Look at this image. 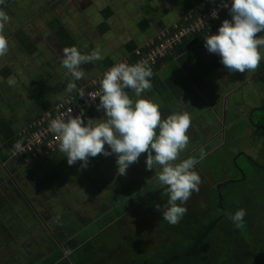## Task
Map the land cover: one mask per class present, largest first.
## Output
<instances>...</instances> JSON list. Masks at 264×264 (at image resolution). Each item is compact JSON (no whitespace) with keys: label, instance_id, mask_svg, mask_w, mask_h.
<instances>
[{"label":"crops","instance_id":"crops-1","mask_svg":"<svg viewBox=\"0 0 264 264\" xmlns=\"http://www.w3.org/2000/svg\"><path fill=\"white\" fill-rule=\"evenodd\" d=\"M123 1L4 0L0 5L11 18L4 32L9 50L0 57V124H4L0 129V264H42L44 259L30 261L31 254L47 252L50 247L52 252L68 255L79 251L87 263H100L94 259L100 252L102 264L106 256L113 259L115 255L120 257L116 264H155L148 250L156 253L160 229L156 216L149 215L154 211L143 213L140 208L162 190L157 181L160 169L146 170V154H141L126 175H117L114 154L89 158L86 169H81L80 162L69 166L59 150L26 165L7 157L8 143L17 142L27 127L88 89L108 69L196 7L193 4L186 10L190 0H125V18L135 20L127 25L114 21V8ZM169 14L173 21L168 23L165 17ZM70 46L82 54L99 49L104 58L82 64L85 78L75 81L76 90L67 93L71 77L62 59L63 49ZM259 51L262 59L255 72L229 73L219 56L206 50L204 41L197 42L153 71L151 91L141 94L140 98L159 105L162 119L189 113V144L176 163L199 158L203 148L207 156L194 170L201 183L210 182L213 189L226 182H241L240 169H264V125L253 120L256 113H264V48ZM124 91L134 102L138 99L133 90ZM104 118L103 110H95L89 119L99 123ZM204 169H229L232 177L224 182L217 179L218 173ZM126 221L133 230L122 227ZM144 228H152V236ZM114 238H120L123 247ZM144 242L151 246L145 256L140 253ZM130 253L142 259L132 261ZM59 263L52 254L49 264Z\"/></svg>","mask_w":264,"mask_h":264},{"label":"clouds","instance_id":"clouds-1","mask_svg":"<svg viewBox=\"0 0 264 264\" xmlns=\"http://www.w3.org/2000/svg\"><path fill=\"white\" fill-rule=\"evenodd\" d=\"M4 5V0H0ZM223 7L228 8L231 20H223L217 34L206 35L204 47L209 53L216 54L220 63L229 73L255 72L261 63L259 48H264V0H223ZM213 18L217 13H212ZM8 13L0 8V57L7 54L9 41L4 35L10 22ZM104 57L99 49L90 54H82L76 46L63 49L62 66L71 77L65 92L76 90L75 81L85 78L81 65L100 61ZM152 69L143 64L118 63L108 69L100 83L103 94L98 95L97 110H103V122L89 119L85 122L79 116H67L66 119H53L49 130L58 138L57 149L67 158L69 166L80 162L81 169H86L89 158L103 155H115L117 175H126L127 169L139 162L141 154H146V170L159 168L157 175L161 194L167 197L166 205L159 204L162 219L171 226H176L187 214L183 206L193 192H199L201 178L194 170L207 153L202 148L199 158L189 157L176 163L180 153L189 144L186 134L191 118L187 112L170 114L161 118L159 105L150 99L140 98L141 94L151 91ZM131 89L138 97L135 102L124 91ZM107 145V148L105 147ZM244 209L229 213V219L237 229L245 226Z\"/></svg>","mask_w":264,"mask_h":264},{"label":"rangeland","instance_id":"rangeland-1","mask_svg":"<svg viewBox=\"0 0 264 264\" xmlns=\"http://www.w3.org/2000/svg\"><path fill=\"white\" fill-rule=\"evenodd\" d=\"M124 1L122 4H119L116 8H114V13L116 16V19L114 21L125 22L127 25L132 24L135 20L128 22V20L125 18V14L128 11V7ZM163 2L164 3L162 4V9L165 10V5L167 6V3H169V0H167V3L166 1H163ZM145 4H147V2ZM131 8L135 10L133 13L137 12V10L133 8L132 6ZM169 8H171V6H169ZM149 9L150 7L145 8V13H147ZM133 13H130V14H133ZM151 13L152 12H150L149 15H151ZM145 19H149V16L145 15ZM165 19L167 20L168 23L173 21V14H169V16H166ZM179 22L180 21L178 20V22H176L175 25L179 24ZM115 27H117V25H115ZM117 31H120V29L117 28L116 32ZM42 98H46V97H42ZM24 105L25 103L22 102V107H24ZM253 120L255 124L264 125V113H261V112L256 113L253 117ZM204 170H208V172H213L214 174L218 173L217 179L223 180L224 182L226 179H229L230 177H232L231 174L229 173V169H204ZM243 170H244L243 176L245 177L246 181L243 182L244 185H242V187L247 189V191L250 194V197L245 201H244V198H241L240 199V201L242 202L241 205H239L240 201L237 200L236 197H233L232 199H227L228 205L226 206L228 207L230 205L235 206L233 210L231 208V214H234L239 209H244L247 213L244 219L247 220V225L249 226V228H252V226H255V221L252 223V210L256 211L258 220H259L256 223V225L259 226V224L262 223L261 225L263 226L261 229L258 227L256 235H259L260 236L259 238H261V236H264V206L257 208V203L255 204V200L259 198L258 200L259 202L260 201L264 202V194H263L264 193V183H261L263 181L261 179H264V177L257 178L256 175L250 172V169H243ZM256 185L258 186L260 185L261 187H258V190H255L257 197L256 196L252 197V189H254ZM240 190H241V187L237 188L238 193L240 192ZM218 192L219 191L217 189H213L212 183L210 182L200 183L199 192L198 193L193 192V194L191 195V198L186 202L185 205H183L188 209V211H187V214L182 218L180 223L176 226H171L167 224L162 219V214H161L162 210L158 211L156 209L157 204L163 207L164 205H166V202H167V197L163 196L161 193L157 196L156 199L152 200L148 204L141 207L140 209L143 211V213L145 211H150V210L154 211L155 214L149 213V215L151 214V215L156 216V221L160 229L161 236L159 238L160 242L157 244V250L155 251L156 252L155 254L151 253L152 250H148V248H151V246H149L150 244H147L146 242L142 243L143 253L142 252L140 253L145 256L146 251L148 250V253H149L148 257L154 258V257H158V255L162 251L170 252L171 250L174 249V248L171 249L172 246L178 245V243H181V244L183 243V240H180V239H183V237L187 234L186 233L187 231L190 232L191 228L197 229L204 221L213 219L218 222V225L220 224L219 231L215 232L214 238L211 239L210 243L208 242L210 249L213 250V253L215 254V257L218 259V255L224 254L226 251V252H231L234 254L232 255V257L229 258V261L227 264H252L253 255H254L253 253L255 249L252 248V251H251L250 248H246V249H243L241 252L237 253L240 250V248L246 245L247 239L244 238L238 232V229L235 227V225L231 222L230 219L227 223V226H228L227 229L229 228L230 230H226V227L224 228L225 226L224 220L226 217L229 218V215H228V210L226 209V206H225V209H224L225 215L221 217L222 211H221V207H218V201H217ZM207 201L209 204L213 203L214 206L210 207L209 205H206ZM193 216H194V219H198L197 222L201 220L202 223H197V222L193 223V221L186 222V220L192 219ZM124 225L125 226H122V227H126L127 229H130V230H133L134 228L133 226H131L129 221H126ZM144 229L148 230L146 232H149V234H150V231L152 230V228L150 230L147 228H144ZM221 229L227 233L226 234L224 233L223 235L221 232ZM128 233L130 234L129 231ZM119 239L114 238V242L119 241L120 243L117 245L123 247V243L121 242V239L120 240ZM184 243L190 244L191 242L184 241ZM136 255H139V254L136 253ZM136 255L134 253H130V259L132 261H140L142 259V255L138 256L137 258H136ZM119 259H120L119 255L118 256L115 255L113 259H111L110 256L105 257L106 264H116L115 262H117Z\"/></svg>","mask_w":264,"mask_h":264},{"label":"built area","instance_id":"built-area-1","mask_svg":"<svg viewBox=\"0 0 264 264\" xmlns=\"http://www.w3.org/2000/svg\"><path fill=\"white\" fill-rule=\"evenodd\" d=\"M222 2L223 0L203 2L200 8L204 10L198 11L197 14H186L179 24L158 33L144 46L135 49L123 63H143L152 69L174 58L178 51L193 39L198 38V42H203L206 35H211V26L219 21L224 13L229 14L228 8L223 7ZM226 2L230 4V0ZM207 3L210 6L208 8ZM213 12L217 13L216 18H213ZM103 76L104 73L93 81L88 89L78 91L75 96L62 101L53 112L44 115L22 131L17 142L7 149L8 161L26 165L33 160L54 155L58 150L59 141L49 130L50 121L57 118L66 119L69 115L79 116L86 121L90 113L97 110L98 95L103 94L100 87Z\"/></svg>","mask_w":264,"mask_h":264},{"label":"trees","instance_id":"trees-1","mask_svg":"<svg viewBox=\"0 0 264 264\" xmlns=\"http://www.w3.org/2000/svg\"><path fill=\"white\" fill-rule=\"evenodd\" d=\"M191 2L188 3L186 10L188 11L191 9L193 4H195V8L192 10L193 14H197L198 11L204 10V8H200L201 4L203 2H206L207 0H190ZM207 8L210 7L209 4L207 3ZM222 18L214 23L211 26V35L214 33V29L216 26L221 25L223 20L231 18L230 14L224 13ZM197 37V36H196ZM198 42V38L193 39L192 41L188 42L183 46L182 49L178 51V55L182 54L188 47H190L192 44H195ZM166 62V61H165ZM164 62V63H165ZM163 63L158 65L157 67L152 68V72L158 69ZM92 113H90L89 118L92 117ZM4 126V124H0V129L1 127ZM8 139V138H6ZM16 142V140L11 141L8 143L7 148H9L11 145H13ZM240 172L242 174V180L241 182H226L225 184L222 185L221 189L218 190L219 192L217 193V201H218V207H224L228 205L227 199H232L233 197H236L237 200L240 201L241 198H244V201L247 200L250 197L249 192L247 189L243 188L242 185L244 181H246L245 177L243 176L244 170L240 169ZM250 172L254 175H256L257 178L264 177V169H250ZM258 180V179H257ZM261 183H264V179ZM241 190L238 193L237 188H240ZM258 187H261L260 185H256L254 189H252V197L256 196L255 190H258ZM261 192V191H260ZM264 194V193H263ZM257 197V196H256ZM255 200V204L257 203V208L263 207L264 202L263 201H258ZM263 200V198H262ZM243 201V202H244ZM241 201L240 204L241 205ZM251 203V202H250ZM238 205V206H239ZM237 206V207H238ZM231 208L232 210L235 208V206L230 205L229 207L226 206V209L228 210V214L231 213ZM229 221V218L226 217L224 222L226 230H230L229 228L227 229V223ZM245 221V226L241 229H238V232L246 238V245L237 252H241L243 249L250 248L252 251V248H254V255H253V261L252 264H264V236H261L259 238V235H256L258 227L261 229L263 226L259 224V226L256 225V223L259 221L257 212L252 210V223L255 221V226H252V228H249L247 225V220L244 219ZM206 222V224H205ZM220 225V224H219ZM218 225V222L216 220H206L202 223V226L195 231L189 232V234H186L183 237V243H178V245L172 246L170 252L167 251H162L158 257H154L155 264H227L229 261V258L234 255L231 252H226L224 254L218 255V259L215 257V254L213 253V250L210 249V247H203L204 242H209L211 241L212 238H214L215 232L219 231L220 226ZM256 230V231H254ZM222 234H226L227 232H224L221 229ZM203 233V234H202ZM184 241H190V244L184 243ZM208 243V245H209Z\"/></svg>","mask_w":264,"mask_h":264},{"label":"flooded vegetation","instance_id":"flooded-vegetation-1","mask_svg":"<svg viewBox=\"0 0 264 264\" xmlns=\"http://www.w3.org/2000/svg\"><path fill=\"white\" fill-rule=\"evenodd\" d=\"M51 157V156H50ZM50 157H45V158H50ZM45 158H41V159H45ZM243 181V180H242ZM240 182V181H239ZM222 186L216 188L217 190H220ZM206 205H209L210 207L211 206H214V204H209L208 201L206 203ZM221 211H222V216L223 217L225 215V211H224V207L222 206L221 207ZM187 221H193V223L197 222L198 219H194V216L192 219L190 220H186ZM197 223H202V221L200 220L199 222ZM202 226V224L197 228V229H193L191 228L190 232L192 231H195V230H198L200 227ZM187 234H189V231L186 232ZM203 234V233H202ZM182 240V239H180ZM208 243L207 242H204V245L203 247H208ZM88 247V246H86ZM84 247V248H86ZM51 248V247H50ZM48 248V251L47 252H37L38 250H35L32 254H31V258H30V261L32 262H36L37 260L39 259H44L42 264H49V262H51V259H52V254L59 259L60 263L59 264H88L87 261L85 260V257H83L82 254L78 252H73V253H70L69 255L66 253V252H52V249ZM66 253V255H65ZM75 257V258H74ZM51 258V259H50ZM65 259V260H64ZM87 259V258H86ZM94 259L96 260H99L100 263H94V262H90L89 264H102L104 263V259H103V254L100 253V252H97L95 254V257ZM89 261V260H88ZM143 264H148V263H143Z\"/></svg>","mask_w":264,"mask_h":264}]
</instances>
